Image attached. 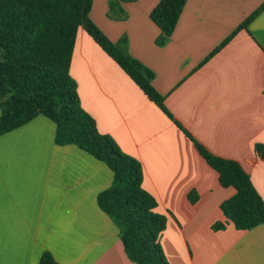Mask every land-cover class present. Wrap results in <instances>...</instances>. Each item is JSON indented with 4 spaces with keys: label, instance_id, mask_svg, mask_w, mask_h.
<instances>
[{
    "label": "crops",
    "instance_id": "crops-1",
    "mask_svg": "<svg viewBox=\"0 0 264 264\" xmlns=\"http://www.w3.org/2000/svg\"><path fill=\"white\" fill-rule=\"evenodd\" d=\"M111 1L94 0L92 19L113 42L126 38L173 118L83 30L70 73L98 130L141 162L142 186L168 218L171 264H264V223L239 229L224 215L235 190L176 124L239 161L264 201L255 151L264 144V10L228 40L264 0H187L164 44L150 17L159 0H120L121 11ZM55 131L25 99L0 110V264H38L45 251L58 264H135L98 205L112 171L76 145H57Z\"/></svg>",
    "mask_w": 264,
    "mask_h": 264
},
{
    "label": "trees",
    "instance_id": "trees-1",
    "mask_svg": "<svg viewBox=\"0 0 264 264\" xmlns=\"http://www.w3.org/2000/svg\"><path fill=\"white\" fill-rule=\"evenodd\" d=\"M119 1L112 0L110 9L121 11ZM93 2L0 0V110L19 99L27 100L56 124L57 145H76L106 164L113 180L99 193L98 205L118 227L128 259L135 264H171L159 242L166 218L156 212L157 198L142 186L141 162L124 153L111 136L102 134L95 119L82 108L77 81L70 73L80 31H85L164 113L170 118L173 115L165 105V96L152 83L153 72L130 54L126 38L113 42L92 19ZM186 2L159 0L151 10L150 17L162 32L159 44L173 33ZM263 10L264 2L228 40L248 29ZM176 124L218 172L220 184L235 190L221 204L224 215L239 229L263 224L264 201L243 165L212 154L180 123ZM255 151L264 157V144H256ZM38 264L58 262L45 251Z\"/></svg>",
    "mask_w": 264,
    "mask_h": 264
},
{
    "label": "rangeland",
    "instance_id": "rangeland-1",
    "mask_svg": "<svg viewBox=\"0 0 264 264\" xmlns=\"http://www.w3.org/2000/svg\"><path fill=\"white\" fill-rule=\"evenodd\" d=\"M178 126V125H177ZM157 212V211H156ZM159 213V212H157ZM160 214V213H159ZM164 215V214H162ZM165 218H166V227L164 228V230L162 231L161 235H160V239H159V242L161 244V247L163 249V253H164V256L165 258L167 259L168 262H170L168 256H169V253L167 252V244H168V241H169V232L167 231V226H168V218L166 217V215H164ZM181 222V221H180ZM171 263V262H170Z\"/></svg>",
    "mask_w": 264,
    "mask_h": 264
}]
</instances>
